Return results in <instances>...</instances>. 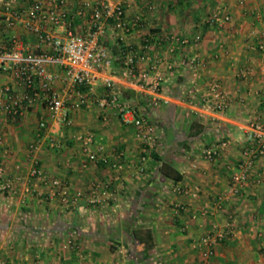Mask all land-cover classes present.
Here are the masks:
<instances>
[{
    "label": "crops",
    "instance_id": "0c3cea01",
    "mask_svg": "<svg viewBox=\"0 0 264 264\" xmlns=\"http://www.w3.org/2000/svg\"><path fill=\"white\" fill-rule=\"evenodd\" d=\"M109 1L123 5L131 31L119 42L114 28L107 26L101 41L113 64L101 72L88 103L70 107L72 125L51 124L40 100L17 118L0 111L1 158L8 174L21 178L17 193L0 194V261L199 264L201 255L195 241L212 224L230 223L233 232L214 246L213 264H264V157L238 191L228 192L247 122L264 123V53L253 47L264 31V0ZM12 4L21 18L10 24L11 17L0 2V41L8 43L16 37L29 51H48L46 43L24 28L30 0H12ZM78 6V0H70L69 11L75 12ZM215 11L229 14L230 21L207 24L205 18ZM43 28L64 33L50 25ZM70 28L74 33L85 32L88 17L74 18ZM195 34L201 35L200 41L194 42ZM169 36H187L190 42L183 45ZM146 38L151 55L161 60L157 71L165 77L158 93L138 84L119 60L121 45L138 48ZM169 46H174V53L168 52ZM183 56L187 60L196 57L197 62L187 61V65L170 69L166 66ZM139 65L145 67L146 62ZM51 68L61 69L58 64H51ZM246 69L249 73L241 75ZM102 77H110L122 90L123 98L157 127L158 139L143 164V145L133 124L114 109L103 112L94 101L104 92ZM213 80L229 97L223 112L209 108L206 102ZM5 83L17 86L9 74L0 73V86ZM153 97L157 101L153 102ZM41 116L56 132L60 147L51 148L43 141L37 151L30 152ZM85 131L94 134V145L102 146L100 156L105 159L92 162L82 153L74 135ZM217 143L222 149L215 160L200 156L203 148ZM34 157L47 178H59L72 189L106 184L104 202L91 206L82 201L65 209L45 200L47 187L39 177L30 180V193L24 192ZM114 162L123 167H114ZM176 185L198 187V195L177 193ZM176 204L184 210L176 211ZM68 239L77 248H65Z\"/></svg>",
    "mask_w": 264,
    "mask_h": 264
},
{
    "label": "built area",
    "instance_id": "2783aa9c",
    "mask_svg": "<svg viewBox=\"0 0 264 264\" xmlns=\"http://www.w3.org/2000/svg\"><path fill=\"white\" fill-rule=\"evenodd\" d=\"M4 5L5 12L9 15V23L21 18V12L14 8L12 0H0ZM70 0H30V6L26 10L23 23L24 28L34 33L40 41L48 46L46 52H32L12 37L8 43L0 41V73H7L17 83L13 86L5 83L0 86V111L5 112L11 118H17L25 114L39 100L44 102L48 111L51 124L70 126L73 120L69 114L70 107H79L88 103L91 95L95 94L96 86L101 72L110 69L113 57L101 39L108 25L112 26L119 42L124 41L125 35L131 31L125 16V10L121 3L109 0H78L79 6L75 12L69 11ZM76 17H88V28L83 33H74L70 26ZM229 14L212 12L205 18L209 25H222L230 21ZM50 25L62 28L63 34H54L43 28ZM171 41L187 45L190 39L187 36H169ZM201 39L200 34H195L194 42ZM254 49L264 53V31L254 44ZM174 46H169L168 52L174 53ZM119 60L121 67L134 78L143 88L152 93H158L165 77L158 73L160 59L154 58L150 53L149 39H144L138 48L121 45ZM146 62V66L140 68V63ZM197 62V58L183 56L178 62H168L170 69L175 65H187ZM51 64H58L60 70L51 68ZM249 69L241 71V75H247ZM264 76V62L261 68ZM104 92L94 98L97 106L104 112L105 109H114L123 116V120L131 122L135 133L143 145V155L140 163L143 164L148 158L158 139L157 127L142 113L138 112L135 104L127 101L122 96V90L110 77H102ZM209 93L206 102L209 108L223 112L229 105V97L220 83L213 80L209 83ZM75 98V99H74ZM157 101L156 97L152 98ZM104 121L108 119L103 113ZM51 131L48 120L41 116L37 123L35 140L29 145L30 152L39 149L45 141L51 148L60 147V139ZM80 144L83 154L88 160L97 162L105 159L100 156L102 146L95 147L94 134L90 131L78 132L74 135ZM0 136V148L2 145ZM222 144L217 143L202 149L200 156L213 161L220 154ZM0 154V194H15L18 192L19 176L11 177ZM264 157V123L258 120H250L244 128V145L241 149L240 159L233 168L229 193H235L248 180L250 171L255 167L258 160ZM114 167L122 168L121 163L114 162ZM39 177L47 187L44 192L45 200L61 205L65 209L75 207L80 202L94 206L102 204L105 200L106 184H93L88 189H72L59 178H47L37 158H32V164L28 173V180L23 186L26 193H30V180ZM177 193L187 194L191 197L198 195L199 188H184L176 185ZM224 198L223 196L220 197ZM176 211L184 210L180 204H176ZM230 223L224 226L212 224L207 233L202 235L194 243L201 255L199 264H213L214 246L232 234ZM65 248H77L72 239H68ZM0 264H4L0 261Z\"/></svg>",
    "mask_w": 264,
    "mask_h": 264
},
{
    "label": "trees",
    "instance_id": "16d2710c",
    "mask_svg": "<svg viewBox=\"0 0 264 264\" xmlns=\"http://www.w3.org/2000/svg\"><path fill=\"white\" fill-rule=\"evenodd\" d=\"M152 155H153L154 157H157L156 154H153V153H152ZM138 241L140 242L141 240H140L139 238H137V242H138ZM140 243H141V242H140Z\"/></svg>",
    "mask_w": 264,
    "mask_h": 264
}]
</instances>
